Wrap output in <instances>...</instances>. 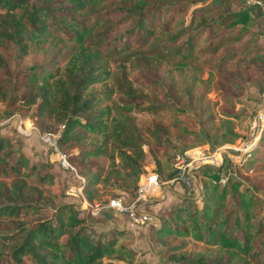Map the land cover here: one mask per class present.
Wrapping results in <instances>:
<instances>
[{
  "label": "trees",
  "instance_id": "1",
  "mask_svg": "<svg viewBox=\"0 0 264 264\" xmlns=\"http://www.w3.org/2000/svg\"><path fill=\"white\" fill-rule=\"evenodd\" d=\"M103 2L0 0V43L10 42L22 53L28 42L59 53L50 59L49 68L26 74L30 91L0 93V101L6 106L19 101L25 109L36 104L29 117L41 132H55L63 125L58 144H63V150L78 149L68 154L67 161L83 178L82 195L88 203L98 183L104 185L113 177L122 187L136 189L142 173L144 139L128 115L138 106V96L125 77L133 57L157 65L170 62L178 71L192 69L195 79L205 69V84L212 92H217V83L232 86L231 74L259 68L254 92H264V42L259 39L264 35V11L260 5L244 0H131L129 6L120 8L127 19L123 41L109 45L111 22L105 19L99 25L98 15L93 21L79 17L92 9L98 13ZM189 6L190 17L185 21ZM174 14L179 16L176 23L171 21ZM220 51L219 59H209ZM94 84L106 87L87 91ZM116 89L124 98L112 106ZM156 106L148 104L143 110L156 112ZM147 123L148 136L157 146L185 136L209 146L239 137L227 125L219 133L188 130L177 115L169 123L156 116ZM12 145L9 136L0 133V221L15 225L14 231L0 233V239L15 242L9 253L11 264H21L22 258L28 264H145L136 262V252L123 244L124 230L91 233L86 211L64 202L61 192H52V164L30 161L23 152L13 151ZM178 150L183 153L184 146ZM250 153L243 167L229 169L230 160L223 155L219 165L202 163L191 172L197 197L193 186L185 187L192 192L180 195L168 214L159 216L154 229L159 253L165 257L158 256L165 264H264L263 133ZM155 163L158 167L159 161ZM176 173L170 169L163 179H172ZM185 240L218 254L186 252Z\"/></svg>",
  "mask_w": 264,
  "mask_h": 264
},
{
  "label": "rangeland",
  "instance_id": "2",
  "mask_svg": "<svg viewBox=\"0 0 264 264\" xmlns=\"http://www.w3.org/2000/svg\"><path fill=\"white\" fill-rule=\"evenodd\" d=\"M130 3L131 0H104L103 8L99 10L98 13L92 9L83 15H79V17H88L93 21L98 15L101 18V23L99 25H102L104 20L107 19L112 23L113 27L112 31L109 33V45L116 43L120 44L123 41L121 34L127 27V19L124 18V12L120 10V8L129 6ZM197 6L199 5L192 7ZM192 7L189 6L187 13L183 17L185 21L190 17ZM178 19L179 16H175V14L171 17L172 23H176ZM205 35V32L201 33V37H204ZM259 39L261 42H264V35L259 37ZM39 46V44L33 45L28 42L26 52L22 53L18 47L10 42L0 43V93L12 91V93L22 94L23 92L30 91L31 86L25 84L26 74L41 73L49 68L50 59L59 56L56 49L51 47L41 48ZM220 56L221 51L215 56L209 57V59L217 60ZM112 63L113 62L111 61V64ZM112 69L116 72L114 67ZM259 72V68H253L248 73L238 72L237 74H231L232 78L235 79L232 86H225L221 83H217V92H212L211 90H207L205 84V77L207 75L205 69L197 74L198 79H195L192 76L194 75L192 69L185 68L182 71H178L171 68L170 62L157 65L152 61L133 57L131 62L126 66L125 77L126 83L132 87L134 93L138 96V106L134 107L128 115L133 118L132 124L139 130L144 139V143L141 146L144 152L141 161L142 173L137 178L136 189H132V187H122L124 184H120L119 180L110 177L108 182L104 183V185H101V183L96 185L95 197L89 204H87V206H83L78 200H73V203L77 204L80 211H86L85 214L89 215L88 220L90 222L99 221L104 223L106 219L114 217L113 213L121 215L114 209L103 207V204H105L106 201L118 196L121 192L125 193V201L127 203L134 202L135 207H138V209L140 201L150 203L151 201L148 200V197H153L156 193L149 192L150 194L148 195L151 196H148L144 190L145 192L141 191L140 194L142 195L139 196L138 186L143 184V178L147 176L149 172L156 171L158 173L157 180L159 186L151 189L152 191L154 189V191H157L158 188L161 189L167 184L175 186L180 195H182L192 192L191 190L187 191L184 189L185 187L191 188L193 186L195 191L194 197H197V187L195 186V183L193 184L192 179H184L183 181L181 179H175L173 182H168L163 179L167 171L175 168L172 165L174 155L179 153L178 148L181 145L184 146L183 153H186L185 157L187 161H191L187 162L189 173H191L199 164H202L199 159L200 157L212 152H220L222 156L224 155L223 157L228 158L230 160L229 169H234L237 165L243 167L242 165L247 164L250 160V150L257 147L261 133L264 135V116L261 117L260 123L258 121V112L264 106V92L260 94H255L254 92L257 91V84L254 86V81L256 83ZM116 75H118V71L116 72ZM6 80L8 82H6ZM105 87L106 84H94L88 87L87 91H100ZM123 98L124 96L122 93L116 89L110 104L112 106L120 104ZM6 104V102L0 101V133L7 134L12 140L13 151H23L24 153H27L32 161L43 160L51 163L52 168L49 171L54 174V179H58V185L53 183L51 188L55 189L56 194L61 192L64 197L69 196V193H73L74 190H71V192L65 188V179L66 177H70L73 172L71 174L69 168L61 169V165L59 164L60 159H58L59 155L56 151L64 154L65 159L67 160L68 154L75 153L78 149L67 148L63 150V144L57 143L56 150H54L56 154L54 156L50 155V151L53 150L45 147L39 141L36 130L38 132L41 131L38 130L35 121L29 117L34 111L36 104L31 105L27 109H25L24 106H21L19 101L8 106H6ZM148 104L157 105L156 107L159 108L156 112H146L143 109ZM113 114L115 115V112H113ZM176 115L182 122L183 126L188 130L198 131L203 129L204 131H208V133H219L222 130V126L227 125L231 127L232 131L236 132L239 137L231 143H224L218 146L212 144V146H209L199 142L196 137L185 136L180 139H171L170 144L161 143L159 144L160 146H157L148 136L146 130L148 127V120L153 116H156L160 120L169 123ZM222 120L228 122H222ZM219 124L220 126L218 127ZM255 136H257V141L252 142L253 144L247 149V151H250L249 155L241 152L243 158L241 161L236 162V159H233L232 157H236L238 155L236 152L245 148V145L254 139ZM190 154L194 155V157ZM53 159H55V162H52ZM155 160L159 161L158 167L156 166ZM114 161L116 165H118L116 158ZM217 162L219 164V160H217ZM55 163H58V165ZM71 167L73 168V166ZM91 167L94 169L96 168V165L91 164ZM109 169L110 165L107 167L106 171ZM58 171L61 178L57 176ZM247 174L250 173L247 171ZM224 178V176L221 177L219 182L223 183ZM260 193L264 197V193ZM94 202L99 203V205L102 206L97 213H91V206ZM177 202L178 199L174 204ZM197 204L200 205L199 200H197ZM170 207L168 208V211ZM165 209L166 208H164V210ZM49 213L50 212H48V214ZM262 213L264 214V211H262ZM161 214L157 213L156 215L159 218ZM166 214H168L167 211ZM80 215H82V212ZM25 222L30 223L31 221L26 220ZM14 229V223L0 221V233H7L14 231ZM89 229L91 233L95 235L99 232L105 231L101 229L95 230L93 227H89ZM262 238L264 239V235ZM185 241L187 242L185 249L186 252L200 251L208 254L210 257L218 254L216 250L212 251L211 249L209 251L208 248L200 243L193 244L190 240ZM14 244V241L10 242L0 239V264H11L9 253L11 246ZM156 254L165 257L162 253H159V246H157ZM28 263L27 259L22 258L21 264ZM113 264H120V262H113Z\"/></svg>",
  "mask_w": 264,
  "mask_h": 264
},
{
  "label": "crops",
  "instance_id": "3",
  "mask_svg": "<svg viewBox=\"0 0 264 264\" xmlns=\"http://www.w3.org/2000/svg\"><path fill=\"white\" fill-rule=\"evenodd\" d=\"M260 2L261 9L264 11V0H260ZM24 154L30 159V161H32V159L28 156L27 153ZM49 154L53 156L55 155V153L51 151ZM54 160L55 159H53L52 162H55ZM55 164L58 165V163ZM59 171L57 172L58 175H56L61 178ZM70 173L72 175L70 177H66L65 179V188L70 191H74L71 194L69 193V196L64 197V202H73V200H78L80 204H82L83 206H87V204L89 203L84 199L82 195L83 179L79 175H77V173L75 172V168L74 170H71ZM57 180L56 178L54 179L55 185H58ZM174 189L177 190L175 186H170L166 184L163 186V188H158L157 191H154L155 189L153 191L151 189L146 191V195L150 194L149 192H155L156 195H153V197H148V200L151 201L150 203H144L145 201H140V203L138 204L139 209L142 212L147 213L152 217L151 221L145 223L142 226L129 225L123 215L113 213V218L106 219L104 223L99 221L92 222L90 224V227H93V229L95 230L101 229L105 231L112 228L124 230V236H126L127 238L123 240V244L128 246L134 252H136V262L142 261L145 264H165L162 259H160L159 256L156 254L158 244L154 239V229L158 227L160 222L156 214H166V211L168 212V208L172 204H174L179 198V191H175ZM52 192L55 193V189H52ZM164 208H166V211L164 210ZM165 214H163V216H165ZM161 253L164 254L163 252Z\"/></svg>",
  "mask_w": 264,
  "mask_h": 264
},
{
  "label": "built area",
  "instance_id": "4",
  "mask_svg": "<svg viewBox=\"0 0 264 264\" xmlns=\"http://www.w3.org/2000/svg\"><path fill=\"white\" fill-rule=\"evenodd\" d=\"M246 3L249 4H258L261 5L260 0H244ZM264 116V106L261 108V110L258 112V121L260 123L261 117ZM63 125H59L58 129L55 132H37L39 141L47 148H51V152L55 153L54 150H56V145L58 143V138L60 136V131L62 129ZM251 151V150H250ZM247 151L246 145L245 148L242 150L236 152L238 155L236 157H232L233 159H236V162H239L243 158L242 153H246V155H249V152ZM242 152V153H241ZM56 153L59 155V164L61 165V168L63 169H71L74 170L67 160L65 159V155L62 153H59L56 151ZM55 153V154H56ZM186 153H177L174 155L173 159V166L177 169V174L174 178L167 180L168 182H173L175 179H181L182 181L185 179L189 180L192 179L193 184L194 182V177L189 173L188 169V163L191 162L190 160L187 161L186 159ZM201 163H208L212 165H219L222 161V155L220 152H212V153H207L206 155H203L202 157L199 158ZM219 160V164L217 162ZM59 165V166H60ZM221 180V179H220ZM159 186L158 180H157V174L155 172H149L147 176L143 178V184L138 186V195L141 196L140 194L141 191H147V189H152ZM144 191V192H145ZM198 193V191H197ZM102 206L99 205V203H94L91 206V213H97ZM103 207L106 208H111L119 212L121 215L124 216L125 220L129 225H144L145 223L149 222L152 220V217L147 214L142 212L138 207H135L134 202H129L127 203L125 201V193L121 192L118 196L110 198L108 201L103 204Z\"/></svg>",
  "mask_w": 264,
  "mask_h": 264
},
{
  "label": "bare ground",
  "instance_id": "5",
  "mask_svg": "<svg viewBox=\"0 0 264 264\" xmlns=\"http://www.w3.org/2000/svg\"><path fill=\"white\" fill-rule=\"evenodd\" d=\"M258 136V135H257ZM257 136L254 137V139H252L247 145H246V148H250V146L253 144L252 142H255L257 141ZM252 148V147H251ZM192 157H194V155L190 154ZM199 155V154H198Z\"/></svg>",
  "mask_w": 264,
  "mask_h": 264
},
{
  "label": "water",
  "instance_id": "6",
  "mask_svg": "<svg viewBox=\"0 0 264 264\" xmlns=\"http://www.w3.org/2000/svg\"><path fill=\"white\" fill-rule=\"evenodd\" d=\"M196 191H198V188H196Z\"/></svg>",
  "mask_w": 264,
  "mask_h": 264
}]
</instances>
